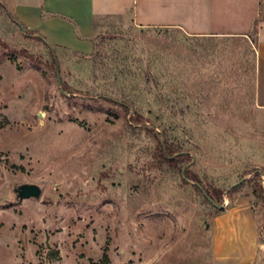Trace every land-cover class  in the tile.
I'll use <instances>...</instances> for the list:
<instances>
[{
  "label": "rangeland",
  "instance_id": "obj_1",
  "mask_svg": "<svg viewBox=\"0 0 264 264\" xmlns=\"http://www.w3.org/2000/svg\"><path fill=\"white\" fill-rule=\"evenodd\" d=\"M26 30L0 0V264H213L219 210L185 181L191 162L162 161L169 146L224 209L252 198L264 264L253 37L126 15L99 20L93 53L77 57ZM25 184L41 196L19 202Z\"/></svg>",
  "mask_w": 264,
  "mask_h": 264
},
{
  "label": "crops",
  "instance_id": "obj_2",
  "mask_svg": "<svg viewBox=\"0 0 264 264\" xmlns=\"http://www.w3.org/2000/svg\"><path fill=\"white\" fill-rule=\"evenodd\" d=\"M13 18L51 48L91 55L97 22L132 15L140 28L194 38H251L255 130L264 139V0H4ZM213 264H254L261 251L252 198L237 196L213 219Z\"/></svg>",
  "mask_w": 264,
  "mask_h": 264
},
{
  "label": "trees",
  "instance_id": "obj_3",
  "mask_svg": "<svg viewBox=\"0 0 264 264\" xmlns=\"http://www.w3.org/2000/svg\"><path fill=\"white\" fill-rule=\"evenodd\" d=\"M97 26V24H96ZM23 27V26H22ZM26 30V28H24ZM27 31V30H26ZM28 32V31H27ZM35 35V33L29 32V34ZM46 46H48L49 48H51L49 45L45 44ZM75 56H81V54L78 53H74ZM126 107V106H125ZM161 153V158L162 161L167 164L169 167L173 168V169H177V168H181V164L187 162L190 163L192 162L193 158L191 157V155L189 153H184V151L182 150H174L173 148H171L170 146L167 147V151L166 153L164 152V150L162 149L160 151ZM185 178L190 180L191 182H195L198 183L199 185H201L203 187V189L205 190L206 194L217 204H220V200L223 198V191L217 189V188H208L206 187L203 182L195 175H193L190 170H186L185 172ZM197 190L200 191V189L196 186L195 187ZM240 189V187H236L234 189H232V191L230 192V194H234L236 192H238V190ZM258 191L260 197L262 196L264 198V189L260 188L259 190H255V193ZM201 192V191H200ZM202 193V192H201ZM205 200L207 201V203H209L210 205H212L206 198ZM213 206V205H212ZM221 206V205H219ZM214 207V206H213ZM216 209H218L217 207H214ZM219 210V209H218ZM222 210H219V213Z\"/></svg>",
  "mask_w": 264,
  "mask_h": 264
},
{
  "label": "water",
  "instance_id": "obj_4",
  "mask_svg": "<svg viewBox=\"0 0 264 264\" xmlns=\"http://www.w3.org/2000/svg\"><path fill=\"white\" fill-rule=\"evenodd\" d=\"M58 79H59V75H58ZM163 145H164V141H163ZM194 161V159H193ZM193 161L188 164L187 166H185L182 170V174H183V177H184V173L186 171L187 168H189ZM185 181L187 182H190L192 183L193 185L197 186L200 191L202 192L203 196L214 206V207H217L219 210H223L224 209V206H219L217 205L205 192V190L203 189V187L201 185H199L198 183H195V182H191L190 180L186 179L184 177ZM244 182V179L241 180L240 182L234 184L233 186H231V188L229 190H227L226 193H228L230 190L238 187L239 185H241V183ZM15 194H16V199L21 202L23 200H26V199H38L40 196H41V189L36 186V185H29V184H25V185H21V186H18L15 190H14Z\"/></svg>",
  "mask_w": 264,
  "mask_h": 264
}]
</instances>
